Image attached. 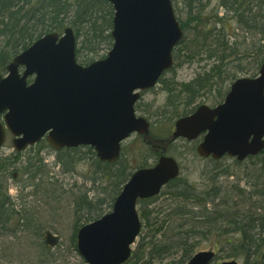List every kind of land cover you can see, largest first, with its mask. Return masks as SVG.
Here are the masks:
<instances>
[{"label": "water", "instance_id": "95a60500", "mask_svg": "<svg viewBox=\"0 0 264 264\" xmlns=\"http://www.w3.org/2000/svg\"><path fill=\"white\" fill-rule=\"evenodd\" d=\"M108 1L115 10L114 43L105 58L79 64L77 39L67 27L61 36L51 32L36 40L0 75V148L8 128L17 151L46 137L55 149L91 146L101 161L112 163L132 133L149 135V121L135 112L139 91L154 87L173 67L184 31L172 0ZM203 133L201 156L229 154L242 161L264 150V63L256 77L237 79L222 104L201 105L180 118L172 139L194 140ZM179 173L177 161L165 155L155 166L137 170L112 211L78 230L77 249L86 263L128 261L142 228L137 200L159 195ZM51 238L48 233L47 242L55 244ZM214 256L200 251L186 264H209Z\"/></svg>", "mask_w": 264, "mask_h": 264}, {"label": "trees", "instance_id": "16d2710c", "mask_svg": "<svg viewBox=\"0 0 264 264\" xmlns=\"http://www.w3.org/2000/svg\"><path fill=\"white\" fill-rule=\"evenodd\" d=\"M183 2L188 16L185 21L179 19L185 36L175 49V60L183 58L184 62L192 63L200 62L203 56L211 59L209 68L206 66L180 89L178 96L184 94L182 98L188 106L201 97L206 89H212L215 85L222 87L221 82L230 80L229 83H232L236 80L238 72L231 69L248 71L252 76L258 73L264 62V0H219V7L224 8L227 14H233L231 19L236 20L234 27L232 22L226 21V16H219L218 12L209 13L207 19L202 18L211 0ZM113 18L114 8L108 0H0V73H5L14 56L35 40L48 32L61 34L68 26L73 27L77 36L76 56L81 64L87 65L97 58H103L106 54L101 55L100 50L103 48L108 51L113 45ZM199 27L202 28L198 30ZM190 29H194L191 38L187 33ZM237 31L251 35V46H245V41L238 40L240 35ZM248 54L252 60L250 70L243 64ZM228 90L229 87L224 94ZM73 150L77 149L66 151L70 153ZM36 154L26 160H20L16 154L0 158L1 229L10 225L14 217L20 229L25 224L24 210L16 211L18 205L12 202L8 194L7 180L15 178L17 174H20V178L26 176L24 181L34 180V183L23 185L19 199L23 197V188L41 186L44 182V176L41 175L44 173L43 158ZM59 156L60 162L61 153ZM254 158L264 162V151L259 156L250 157V160ZM97 160L98 166L103 164ZM119 163L120 160L114 164ZM257 170L263 172L264 166ZM221 173L231 175L230 172ZM124 174V166L112 173V177L119 180L117 186L125 183L132 173ZM263 178L264 175H261L259 182L252 184L253 191L247 195L238 182L233 186L215 184L201 192L186 179L178 177L166 186L167 204L163 208H155L163 214L162 218L153 220V223H159L154 230L155 234L148 240L145 235L141 237L128 262L143 261V264H151L180 254L179 259L172 262L185 264L198 247V241L209 240L217 233L216 244L226 253V257L241 254L246 264H264V189L256 188L260 184L264 186ZM41 187L46 186L44 184ZM46 193L45 197L52 201L61 199V195L54 189ZM154 199L156 197L140 200L139 204ZM74 203L77 219L84 218L89 222L103 215L98 213L102 202L93 203L86 194L77 195ZM140 215L145 222L144 226L150 227V213L147 214L142 208ZM82 225L76 226L72 235L76 249L77 232ZM220 227L225 228L224 233H218Z\"/></svg>", "mask_w": 264, "mask_h": 264}, {"label": "rangeland", "instance_id": "374dc122", "mask_svg": "<svg viewBox=\"0 0 264 264\" xmlns=\"http://www.w3.org/2000/svg\"><path fill=\"white\" fill-rule=\"evenodd\" d=\"M218 4L219 0H211L207 6L206 14L202 18L207 19L209 13L218 12L219 16H226V21L232 22L233 27L236 26V20L231 19L233 14H227L226 10L219 7ZM173 6L178 19L185 21L188 10L183 0H173ZM201 28L199 27L198 30ZM193 30L190 29L187 32L189 38L193 35ZM237 33L240 35L238 40L245 41V46H251L253 38L250 34L240 31H237ZM100 51V54L104 55L109 50L106 51L102 48ZM244 56L248 57L243 64L247 70H250V55ZM202 59L200 62L195 61L192 63L184 62L183 58L176 60L174 67L164 75L156 87L143 94L136 105V111L138 115L149 119L151 122L150 133L143 136L134 133L126 139L123 142L122 155L118 165L103 163L98 166V158L89 147H79L77 150L71 151L70 154L66 151L67 149L55 150L46 140L18 152L14 149V137L10 133L7 134L6 141L3 147L0 148V158L16 154L20 160H26L38 153L43 158L44 169V173H41L44 176L42 179L44 182L40 185L45 184L46 187L27 186L22 191L24 198L19 199L18 195L21 194L23 185L30 182L34 183V180L24 181L27 179L26 176L20 178V174L7 180L8 194L12 197V202L18 205L16 211L24 210L23 214H25L26 219L21 229L18 227L15 217L12 218V223L7 225L6 228H0V264H87L78 249H76L72 238L76 226L88 223L84 218H76L74 199L77 195L86 194L93 203L102 202L101 211L98 213L110 212L113 208L114 198L117 197L125 184L117 186L119 180L112 177V173L122 166L125 167V174L128 175L140 167L154 166L159 156L168 154L178 161L181 168V177L199 191L209 190L215 184L218 186H233L238 182L245 193L250 195L253 191L252 184L257 182L261 175H264V171L257 170L256 172L257 168L264 166V162L254 158L237 163L234 158L229 156L219 160L204 158L196 150L200 139L188 141L184 138H178L177 140L171 138L175 122L179 117L203 103L209 106L217 105L223 101L226 89L230 88V80L221 82L222 87L215 85L212 89L208 88L194 103L188 106L185 105L182 98L184 94L182 97L178 96L180 89L184 84L192 81L206 66L209 68L208 65L211 59L206 56H203ZM231 70L235 73L238 72L239 77H252V73H248V71L240 72L237 71V68ZM59 153H61L62 158L60 162L58 159L60 157ZM221 171L230 172L231 175H225ZM256 188L264 189V186L260 184ZM50 189H54L60 194L61 199L52 201L45 197L46 192ZM167 190L168 188L165 187L156 199L138 205L139 213H141L142 208L147 211V214L150 213L151 224L150 227H145V222L141 218L143 228L133 245L134 251L143 235L147 236L148 240L152 234H155L154 230H156L159 223H153V220L157 217H163V214L158 213L157 209L163 208L167 204L168 195L165 194ZM155 208L157 209L155 210ZM86 210L88 211V209ZM219 230L218 233H224L225 228L220 227ZM48 231L57 239L54 246L45 244L46 232ZM216 237L217 233L209 240L198 241L200 243L194 254L199 251L213 250L216 252V257L212 264H219L231 259H236L240 264H246L244 255L226 257V253H223L221 247L216 244ZM179 257L180 254L172 255L167 259L151 264H175L172 260L177 261ZM142 262L131 261L126 264H143Z\"/></svg>", "mask_w": 264, "mask_h": 264}, {"label": "flooded vegetation", "instance_id": "af4514ba", "mask_svg": "<svg viewBox=\"0 0 264 264\" xmlns=\"http://www.w3.org/2000/svg\"><path fill=\"white\" fill-rule=\"evenodd\" d=\"M145 92H147V91L145 90V91L142 92L141 97L143 96V94H145ZM197 107H198V106L194 107L190 112L195 111V110L197 109ZM212 107H213V106H212ZM190 112H188V113H190ZM209 158H212V159H213V157H209Z\"/></svg>", "mask_w": 264, "mask_h": 264}]
</instances>
